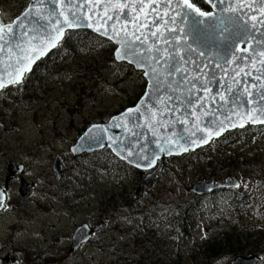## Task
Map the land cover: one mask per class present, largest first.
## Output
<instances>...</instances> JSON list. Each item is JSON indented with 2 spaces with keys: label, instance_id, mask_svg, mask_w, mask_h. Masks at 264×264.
<instances>
[{
  "label": "rangeland",
  "instance_id": "rangeland-1",
  "mask_svg": "<svg viewBox=\"0 0 264 264\" xmlns=\"http://www.w3.org/2000/svg\"><path fill=\"white\" fill-rule=\"evenodd\" d=\"M82 61L89 63L90 58H84ZM100 62L104 66L100 68V72H104L106 68L104 75L110 80H114L111 83L115 85V77H112L114 71L106 63H103V60ZM73 63L76 64V61ZM89 67L88 65L85 67L87 71L81 67H72L71 72L76 69L73 71L74 75L71 74L70 79L64 78L65 84L62 83V85H49L47 88L40 89L36 83L27 81L22 86H18L15 92L21 93L28 89L29 93V89L35 85L36 92L34 89L32 90L36 97L35 100H31L33 105L31 103L29 105L19 104L13 98H11L12 101L8 99V103H13L15 107L11 113H6L5 119L2 121L4 128H0V131L3 132V135H0V182L5 183L8 180L7 170L12 160L17 164L28 166V180L32 179L36 185L34 193L36 203L32 204L30 212L39 216L41 222L35 221L29 226L28 232L24 233L23 239L27 248L35 243L44 242V237H46V241L51 242L59 237L70 236L72 233V220L68 221L66 216L58 217L53 213L43 215L40 212L41 203L47 205L45 210H50L48 202L39 201L44 191L43 184L46 189H50L51 184L55 185V191L65 203L61 209L65 211L68 209L71 215L76 213L78 222L85 218L83 217L85 214H94L95 218L104 216L106 221H109L107 239L111 243L119 241L131 244L137 242V239L147 240L149 237L146 235L147 232L154 229L150 226V222L155 220L156 210H160V196L164 202H172V205L179 206V203H184L191 198V193H187L188 189L193 188V185L198 182L197 180L206 175L201 179L202 181L238 180L242 186L238 191L246 192L250 196L255 197V191L261 189V197L264 198V153L258 151L263 149L264 141L249 138L247 143L242 142L239 145L230 146L224 156H218L214 162L207 166L198 165L197 170L188 171L183 175V179H181L178 168L175 172L173 169L176 166L170 165L168 173L166 170L156 189L143 202L140 201L141 205L133 206L127 203L124 210L119 212L117 209L119 203L127 201V198L121 195L131 192L132 186L138 187L136 180L139 174L135 172L133 174L131 172L118 173L119 169L116 166L111 175H104L99 165L102 166V162H108L107 153L98 152L99 154L96 155L75 159L70 152L71 146L90 125L109 122L115 116L113 113L121 110L119 95L112 93L114 90L112 85L102 86L101 81L94 79L95 71H90ZM90 68L93 69V67ZM120 87L127 88L133 93L134 80L130 79ZM2 96L0 98L1 109H3L1 107L2 99L9 96V93L5 92ZM3 112L0 111V116ZM10 129L18 131L11 133ZM7 132L9 136H6ZM230 151H240L242 153L240 159L231 160L228 158L227 153ZM261 155L263 158L260 157ZM57 156L65 160L66 178L69 180L66 181V185L62 186L59 185L53 171V164ZM180 164V162L177 163V165ZM14 166L10 167L11 173L15 171ZM120 180L124 182V187L129 186L125 192L116 193L121 184ZM12 186L13 194L17 195L18 185ZM75 205L77 208L72 209ZM224 208L226 207L222 205L216 210H209L202 220L203 224L198 223L199 228L193 233L191 239L184 241L182 245L174 242L170 244L171 247L173 246V253L176 254L174 259L160 260L158 264H230V256L223 255L220 251L215 256L216 261L210 263L209 259H205L201 253L194 252L192 249L195 240L204 239L202 230L206 226L210 227L206 237L213 236L212 231L218 233L216 227L226 226L231 232V239L228 242L230 246L234 248L255 246L253 240L250 239V234L243 232L245 226L239 221V218L235 219L236 217L228 212V209L226 212ZM201 217L203 218V216ZM238 223L242 228L240 234L237 228ZM254 225L252 224V231H264L263 224L256 222ZM51 226L54 228L52 229ZM66 241L68 240L63 242ZM154 248L163 251L164 246H154ZM141 251L139 250V252ZM109 253L112 256L116 254L114 250H109ZM126 254L127 264L151 262L149 257L144 259V253L134 257L128 255V252ZM205 254L208 255L209 252ZM151 256L157 261L156 253ZM262 261L261 263L264 264V260Z\"/></svg>",
  "mask_w": 264,
  "mask_h": 264
},
{
  "label": "snow or ice",
  "instance_id": "snow-or-ice-1",
  "mask_svg": "<svg viewBox=\"0 0 264 264\" xmlns=\"http://www.w3.org/2000/svg\"><path fill=\"white\" fill-rule=\"evenodd\" d=\"M132 2L133 0H109L117 11L114 16L108 17L109 20H113V24L110 26L111 31H105L104 35L116 39L123 48L122 54L120 48L117 49V59L129 60L137 68L143 69L144 76L149 78L151 91H146L140 103L161 127L166 126L169 121L180 125L191 123L195 126L198 110L203 112L209 108L218 109L225 102L234 106L241 103L247 106L250 101L247 99L242 101V93L248 88H264V31L259 30L264 26V19L257 20L255 15H250L245 20L240 15L244 0H218L219 4L226 5L220 9L221 13L226 11L233 13L226 17L202 11L193 0H175L178 11L169 10L173 0H164L159 11V0H135L138 5L135 8L131 6ZM207 2L213 8L216 7V0ZM261 3L264 4V0H261ZM153 4L157 6L151 7L145 14V6ZM133 12L136 15H133ZM24 15L27 18L28 13ZM122 15L125 17L124 27L117 32L115 25ZM204 17L211 19L204 20ZM15 23L17 27L23 26L20 20ZM178 24H188V31ZM129 25L131 27H128ZM68 26H73V21H68ZM5 30L15 35L13 24L0 25V40L4 39ZM188 37H192L191 43L188 42ZM209 40L216 42L215 58L211 56L212 46L205 47ZM241 43L242 53L237 55L236 50ZM3 47L4 45H0V49ZM233 62H236L235 66L229 70L228 65ZM221 72L224 73L223 76L220 75ZM241 74L243 77L238 79ZM257 81L260 83L257 84ZM233 84L236 85L235 89ZM2 87L4 85L0 83V88ZM212 89L216 91L212 93L209 103V93ZM221 90L229 94L227 101ZM249 95L264 101V92L257 91L254 94L250 92ZM259 106L264 108V104ZM127 111H136L143 116L139 108ZM207 123L212 124L214 121L210 120ZM154 163L155 159H148L145 166ZM139 166L138 164L137 167Z\"/></svg>",
  "mask_w": 264,
  "mask_h": 264
},
{
  "label": "water",
  "instance_id": "water-1",
  "mask_svg": "<svg viewBox=\"0 0 264 264\" xmlns=\"http://www.w3.org/2000/svg\"><path fill=\"white\" fill-rule=\"evenodd\" d=\"M204 1L207 2V0ZM159 4L160 8H158V11L162 9L164 0H159ZM131 6L133 8L138 6L135 0H133ZM156 6L155 4L145 6L144 13H148L151 7ZM209 6L212 9L211 12H214L218 16L226 17L233 14L227 11L221 13L220 9L226 7V5L219 4L218 0H216L215 8L211 4ZM237 8H239V5H237ZM172 9L179 10L175 4V0L169 6V10L171 11ZM116 11L115 5L109 3V0H34L11 23L13 24L15 35L5 30L4 39L0 40V45H4L0 49V83L4 85V87L0 88V93L5 89L21 85L26 75H30L33 72L38 62L46 59L58 48L68 32L79 30L91 31L117 45V49L120 48L122 54L123 48L116 42V39H110L109 36L104 35L105 31H111L110 26L113 24V20H109L108 17L114 16ZM26 12L28 13L27 18L24 15ZM133 15H136V13L133 12ZM240 15L245 20L250 15H255L257 20L264 19V4L261 3V0H244V7ZM203 19L209 20L211 18L204 17ZM18 20L22 21V27L16 26L15 22ZM124 20L125 17L122 15L120 20L116 22L115 27L117 32H120L124 27ZM68 21H73V26L69 27ZM177 22H179V17H177ZM255 22L253 21V23ZM0 25L3 24L0 22ZM178 26L183 27L186 32L188 31V24H178ZM128 27H131V25ZM61 29H63L62 32ZM259 30L264 31V26H261ZM25 31H27V35H25ZM121 35H123V32H121ZM187 39L189 43L192 42V37H188ZM215 43V41L209 40L205 46L206 48L208 45L212 46L211 56L213 58L217 54ZM17 44L19 47H16ZM242 49L243 43L237 48L236 54L240 55ZM116 52L117 50H115L114 57L118 63H127L132 65L137 71H144L141 68H137L129 60L117 59ZM221 54L223 53L221 52ZM206 55H208L207 51ZM235 63L233 62L228 65L229 70L235 66ZM257 66L259 65L257 64ZM217 71L219 72L220 70L217 69ZM220 75L223 76L224 73L221 72ZM242 77L243 74L238 79ZM144 78L148 82L146 91L150 92V80L145 76ZM14 80L17 82H13ZM256 83L259 84L260 82L257 81ZM235 88L236 85L233 84V89ZM215 91V89H212V92L209 93V103H211V96ZM221 91L227 101L229 94L226 91ZM257 91L264 92V88H248L242 93L241 100L247 99L250 101L247 106H244L242 103L234 106L231 103L225 102L218 109L209 108L203 112L198 110L195 126L191 123L180 125L169 121L166 126L161 127L156 120L151 118L150 112L145 111L144 105L140 103L142 98L145 97L144 95L135 107L129 108L132 110L139 108L143 116L136 111L128 112L127 110L129 109H127L121 114L112 117L108 123L93 125L85 132L76 145L71 148V152L75 158H78L83 154H91L109 148L114 155L136 169L141 171L155 170L148 177H142L141 187L136 195V199H140L144 190H149L152 187L155 177L163 171L164 164L169 158L196 152L209 145L213 140L221 138L227 132L244 129L248 124H264L262 122L264 121V114H262L264 113V108L259 106L260 104H264V101H259L254 95H249L250 92L254 94ZM145 103H148V101H145ZM210 120L214 121V123L208 124L207 122ZM131 140L141 141V144L146 147V149L139 147V149L136 148L134 150L133 156L136 154L134 156L136 157L135 163L139 165L141 163L139 167L121 158L111 147V145H117L124 153H128L127 147L135 149L134 146H136ZM141 151H144V154L138 157L137 152L140 153ZM143 157L155 159V163L146 167L148 159H143ZM61 165L62 160L58 158L54 164V170L57 172L58 178L61 177ZM232 184L235 187L239 186L238 183ZM199 185L201 187L213 186L203 183ZM79 236H85L84 231H80ZM239 262L237 260L233 264H239Z\"/></svg>",
  "mask_w": 264,
  "mask_h": 264
},
{
  "label": "flooded vegetation",
  "instance_id": "flooded-vegetation-1",
  "mask_svg": "<svg viewBox=\"0 0 264 264\" xmlns=\"http://www.w3.org/2000/svg\"><path fill=\"white\" fill-rule=\"evenodd\" d=\"M8 1L11 6L9 10L5 9L8 6L6 0H0V21L3 23L13 20V17H18L27 5V0ZM262 134H264V132H262ZM12 162L13 160L10 163ZM101 165L102 166L99 165V168L103 171V174L106 175L110 166H108L106 162H102ZM170 165L171 163L165 165L164 172L161 176L156 178L151 191L145 192L141 200L142 202L149 197V194L154 189H156L158 183L165 175L166 170L168 173L170 169L168 167ZM17 166L18 168L15 169L14 173L11 174L7 172L8 180L5 181V183L0 182V190L4 193V197L0 195V200H2V206H0V264H127L126 252L132 257L144 253V259L146 260V258L149 257L148 259L151 260V262L143 264H158L160 260L173 259V246L171 247L170 244L173 243L174 239H179V235L177 232V217L173 214L174 208L172 202H164L160 196V210H156L157 212H155L154 215L155 220L151 224L152 228H154L153 231H150L152 237H148L147 240L144 241L137 239V242L131 244L126 242L121 243L119 241L111 243L107 239L109 234V221H106L104 216H97L95 218L93 216L94 214H85V216H83L85 218L78 222L76 213L71 215L68 209H66V211L61 209L65 203L60 199V196H58V192L55 191L54 184H51L50 189H46V186L43 184L44 191L39 201L48 202L50 210H45L44 208H46L47 205L42 203L40 204L39 210L43 215L53 213L58 217L66 216L68 221L72 220V233L70 236L59 237L53 239L51 242L46 241V237H44V242L35 243L27 248L23 239L24 233L28 232L29 226L35 221L41 222V218L30 212L32 204L36 203L34 200L36 185L32 179L28 180L29 168L19 163ZM20 166H23V168H20ZM60 172L61 177H57L60 183L59 185H66V181L69 180L66 178L64 159L62 160ZM128 172L132 174L134 172L136 174L138 173V179L142 175V172L134 169H128ZM54 173L56 175L55 171ZM144 174L147 175L150 174V172H144ZM138 179L136 183H138ZM120 183V187L117 188L116 193L125 192L129 186L124 187V182L122 180H120ZM15 184H17L19 188L17 195L13 194L14 189L12 185ZM139 185L140 182L138 187ZM137 188L132 186L131 192H126L124 195H121L127 198V201L119 203L117 208L119 212L124 210L127 203L133 206L141 205L142 202L137 201L134 197V192ZM230 190L234 192L232 189H220L216 193L228 192ZM209 198H211V196H209ZM186 201H188V199ZM74 208H77L76 205L72 207V209ZM163 213H165V215H162ZM45 223H48V221H45ZM51 228L53 229L54 226H51ZM80 231H84L85 236H79ZM175 235L177 237H175ZM32 236H34V234H32ZM66 239L68 241L63 242ZM154 246H164V249L163 251H158ZM257 247L260 251L258 252L259 256H256L260 258L259 261L261 262V260H264V243ZM109 250H114L116 254L113 256L110 255ZM139 250L142 251L139 252ZM155 253L157 254V261L151 256V254ZM111 257L113 258L111 259Z\"/></svg>",
  "mask_w": 264,
  "mask_h": 264
},
{
  "label": "trees",
  "instance_id": "trees-1",
  "mask_svg": "<svg viewBox=\"0 0 264 264\" xmlns=\"http://www.w3.org/2000/svg\"><path fill=\"white\" fill-rule=\"evenodd\" d=\"M193 3H195L196 6L199 7L202 11H211L210 8L201 0H193ZM115 48L116 47L112 42L102 38L101 36L93 34L92 32H69L67 33L62 45L59 48H57L46 59L38 62L33 72L25 78L24 83H26L27 81L28 83H36V85L40 86V89L47 88L49 87V85H62V83L65 84L64 78L67 77L70 79L71 74L72 76L74 75L75 72L73 71L76 69H74L72 72L71 69L77 66L78 68L81 67V69L87 71L85 67L88 65L90 67H93V69L89 67V70L95 71L96 74L94 75V79L96 81H101L102 86H108L109 84L112 85V88L114 89L112 93H114V95H119L121 110L113 113L114 115H116L125 108L136 105L140 98L143 96L147 84L142 72L136 71L133 66L127 63H118L116 61L114 57ZM84 58H90V64L83 62L82 59ZM73 60L76 61V64L73 63ZM100 60H103V63H106L111 68V70L114 71V76L112 77H115V85L111 83V81L114 80H110V78H107L104 75V72H106V68L104 72H100V68L104 67L103 64H101L102 62H100ZM130 79H133L135 83L133 93H131L127 88L120 87ZM17 89L18 87H12L5 91L9 93V96H6L2 99L3 105L1 107H3V109H0L4 112L1 116L4 117L6 113H11L14 110L13 107H15V105L13 103L9 104L8 99L12 101L11 98H13L19 104L29 105L31 103V105H33L31 100L36 99L35 85H33V87L29 89V93L27 92L28 89L23 90L21 93L15 92ZM33 89L35 90L34 93L32 92ZM4 93L0 95V98L3 97L2 95ZM262 132H264V126L251 127L249 125L244 130H235L227 133L223 138L211 142L207 147L202 148L195 153H190L180 158H172L171 163L176 165L178 162L181 163L177 166L180 174L182 173L183 168L188 169V171L190 172L193 170H197L198 165L207 166L211 162H214L215 158H217L218 156H224L230 146L239 145L248 136L250 137L255 133L259 134ZM241 154L242 153L240 151H230L229 153H227V155L229 156L228 158H230L231 160L240 159ZM109 158L111 167L115 168L116 166H118L120 173H127L129 168L128 166L120 163V161L117 158H114L110 153ZM180 212L183 213L184 210L181 209L179 213ZM229 241L230 234L228 232L222 233L221 243H226ZM199 251L202 253L205 259L212 260L210 263L216 260L215 254L219 251L223 255L227 256H232V254L236 253L232 250L230 251V249H228L227 247H221L219 249L212 244L208 245V249H200ZM206 252H209V254H205ZM242 252L243 249H238L237 253L239 254H236L240 255V253Z\"/></svg>",
  "mask_w": 264,
  "mask_h": 264
},
{
  "label": "bare ground",
  "instance_id": "bare-ground-1",
  "mask_svg": "<svg viewBox=\"0 0 264 264\" xmlns=\"http://www.w3.org/2000/svg\"><path fill=\"white\" fill-rule=\"evenodd\" d=\"M132 141V140H131ZM132 142H134L135 144L134 145H136V146H134L135 147V149H132V148H128L127 147V149L129 150L128 151V153H124L123 152V150H121L117 145H114V146H112L111 145V147H112V149L121 157V158H123V159H125V160H127V161H129V162H131V163H134V164H136V165H138L137 163H135V158L136 157H134V156H136V154L133 156V153H134V150H136V148H138L139 149V147L140 148H142V149H146V147H144L142 144H141V141L140 142H138L137 140H133ZM130 144V143H129ZM123 146V145H122ZM131 150H132V152H131ZM129 153H131V154H129ZM138 153V157H141L143 154H144V151H141L140 153L139 152H137ZM15 163V162H14ZM140 165H141V163H140ZM25 168V167H24ZM111 203V202H110ZM23 210V209H22ZM26 213V212H25ZM20 214V213H19Z\"/></svg>",
  "mask_w": 264,
  "mask_h": 264
}]
</instances>
